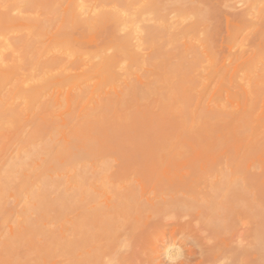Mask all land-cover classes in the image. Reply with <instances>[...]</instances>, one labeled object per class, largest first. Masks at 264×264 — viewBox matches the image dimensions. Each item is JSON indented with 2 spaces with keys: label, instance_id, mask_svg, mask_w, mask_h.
<instances>
[{
  "label": "rangeland",
  "instance_id": "rangeland-1",
  "mask_svg": "<svg viewBox=\"0 0 264 264\" xmlns=\"http://www.w3.org/2000/svg\"><path fill=\"white\" fill-rule=\"evenodd\" d=\"M18 1L17 3V0H0V11L4 9L2 4H5V2L6 4L14 3L16 6H21L26 2V0ZM76 1L43 0L42 3L62 5V10L65 11L64 15H62V20L65 21V24L70 19H68L70 16L68 15V9L78 2L82 5L84 3L83 6L87 7V14H82V18L90 16L91 14L89 13L93 15L94 11L104 10V6L105 11H110L117 6L116 9H120V12H125L123 16L127 14V17H124L126 19L123 26L116 28V32H112L111 26H108L106 30L98 34H79L80 30H76L74 34L69 36L62 35V40L58 45L60 49L56 48L53 54H61L62 59H65L70 54H74L72 58L76 57L79 61L76 72L67 68L68 70H65L64 75L80 74L88 67L94 66L93 62L98 63L99 55L102 52H106L105 54L107 55L114 54L111 47L114 46L115 38L119 39L120 37H125L127 34L131 38H135V40L137 38L141 39V43L145 46L142 44L143 48L141 49L140 46V49H138L137 47L139 51H136L137 42L132 39L136 45L132 43L130 45H135V47L130 46L127 48L128 51L125 49L123 52L120 51L121 53L126 51L128 55L118 64L115 69L116 73H121L119 75L123 76L125 72L126 74L129 72L128 76L125 75L123 77L127 78L128 83H131V85L136 84V76L141 77L145 81L154 80L157 82V85H160V82L166 85L167 82L163 80L164 75L172 70L171 65L181 55L179 52L183 53L182 51L184 50L182 49H184V46H187L188 50H190V47L195 52L197 51V54L203 55H200L201 59L199 58L201 62L197 60V66L194 64L193 70L190 68L194 73L189 74H193L192 78H195L192 79L188 75L186 79L190 81L187 85L192 91H186L188 94L185 93V99L188 102L186 101L184 105L189 110H192V108L193 110H198V107H200L203 111L204 109L205 111L208 109L210 112L209 114L206 113V119L204 118L199 124L197 122L199 120H191L197 126L196 129H193L195 126L191 124L190 119H186L184 121L186 124L181 120L182 122H180L183 124L178 128H168L165 130V133L163 131L159 133L158 131L157 133L127 135L109 130H98L84 134L62 135V232L65 231V233H62V242L56 236L58 234L49 232L46 229L42 230L43 227L40 229L41 227L38 224L41 221L39 219L41 218L40 214L29 213L32 219L29 218L28 214L24 216L27 206L26 201H28L24 194L25 192L20 193L22 196H18L20 195L18 193V195H13V187H10L14 186L13 184L9 186L10 188L1 186L7 189H3L0 195V256L4 255L2 258L0 257V264H55L56 258H58L57 262H60V256L62 257L60 258L62 264H81L80 253L84 251L87 254H84L82 257L85 258L88 264H264V146L255 143V137H258L257 139H264V128H261L262 131L260 130V133L258 132L259 136L257 134L254 137L250 135L249 131L243 134V132L239 131V123L235 118L236 108L240 104H248V102L255 104V107L257 105L261 106L260 108H263V111L261 109L258 110L259 107L256 110L258 112L261 111L260 115L264 117V87H262L264 86V0H151V3H149L150 0H126L127 2L125 1L124 3H120L119 0ZM142 7L145 8L143 9ZM140 8L141 10H138ZM141 11L142 13H146L142 14ZM17 12L23 16L38 15L37 13L23 12L20 9H16L12 14L16 15ZM165 25L168 26L166 30ZM153 27L162 28L158 32L157 38L155 37L156 41L153 40L154 43L151 42L150 46V41L147 42L146 38L148 30ZM14 29L8 33L9 35H6L7 37L0 35V42L7 38L10 45L6 41L5 43L11 47L14 39L16 40V37L20 36V28ZM137 41L139 42V40ZM204 46L205 49L202 48ZM3 48L9 51L5 46ZM8 51L3 52V54L1 53L0 57L5 58L6 60H4L11 64L12 56L9 54L11 51ZM56 52L57 54H55ZM169 54H173L172 57L174 56V58H171ZM163 55H166L165 58L167 60L163 59ZM207 55L209 56L207 57ZM16 56H18V53ZM162 59L164 60V64L162 63ZM212 64L216 70L211 66ZM166 67L168 71L164 72V70H167ZM62 68L64 67L62 66ZM148 70L150 71L149 73H147ZM21 73L23 72L21 71ZM194 74L197 76H194ZM200 74L202 75L200 76ZM210 75L214 76L209 79ZM145 76H150L151 79ZM38 78L40 77L38 76ZM109 78V75H105L101 79L99 78L100 81L99 79H93L90 82L92 84L99 82L102 85V82H109ZM105 79L108 80L105 81ZM71 80L53 95L54 98L62 100V115L66 113L69 98L75 91V84L78 87L85 86L84 81L81 79H78L77 82H75L76 80ZM243 81L245 84H242ZM246 81L248 84L251 81L252 85H250L253 88V83L256 81L263 84L259 86L258 90L256 86L261 83H257L254 88L255 90L253 92L249 90V94L246 96L247 92L243 91L245 85H247ZM7 82L9 83V81ZM14 82L12 81L11 84ZM109 83L107 85L104 84L105 86L103 87L111 86V84L115 86V83L116 89L121 88L119 86H123L120 80L108 85ZM28 84L27 86H29ZM239 85L244 87L240 88ZM10 86L6 85L5 88L8 90ZM167 91L166 88L165 92ZM181 101L185 100L181 99ZM212 107L215 108L212 109ZM64 108L66 109L64 110ZM218 109L222 112H219ZM229 109L232 111L228 112ZM234 110L236 111L234 112ZM213 112H224L228 118L224 115V121L221 118H218L216 121V117L213 119ZM255 113L259 115L257 112ZM68 116L66 115V117ZM210 117H212L211 121H209ZM202 122L210 125L208 126L210 128L208 131L201 132L198 129L200 126H204ZM182 128L181 132L183 131L184 133H181L179 130ZM30 130V127L26 124L24 130L20 131L23 134H21L19 140L11 135V138L9 137V140H7L8 143L5 139V143L8 146L4 144V147L7 146L8 148L5 147L4 149L3 147V153H0L2 157H0V166L6 167V163L16 156L18 149L29 142L25 138L26 133ZM193 130H196V132L194 133ZM49 134V129H41L37 132V142L46 143ZM93 166L96 168V171L93 169ZM92 170L98 175L92 173ZM81 174L82 177H87L86 179L89 183L88 185L85 183L86 186L84 185L83 187H81L82 184L80 185L77 180V176ZM252 174L260 176L255 186H251L248 179ZM67 176L68 181L71 180L70 182H67ZM89 181H93L92 183L95 181L96 184L99 182L102 191L99 188L97 198L95 197L97 201L91 199L95 204L91 203L92 201H90L89 196H87L88 199L84 198V203H91L89 207L98 203L97 207L95 206L96 211L99 209L102 212V215L98 216L99 222L105 224L102 223L101 225L97 221L99 229L103 226L101 227V231L97 232L99 229H93L94 231L86 232L87 237L85 240L87 242L85 243L84 241L85 244L83 245V241L80 238L81 235L77 234V232L80 233V230L78 231V228L73 227V225H78L79 223L80 226L81 224V217L79 218L80 220L77 219L78 214L80 216L79 212L81 210L77 202L78 200L81 202V197L86 192H89L87 189L90 187ZM83 188H86V191ZM120 190L123 191L121 193L126 197H124V206L122 205L121 208L126 209H122L123 212L119 209L112 211L113 207L111 209L109 206L113 203L116 195L118 193L121 194ZM80 193L81 195H79ZM103 193H106V195ZM18 197L20 198L19 200ZM1 201L6 205L3 202L4 205H2ZM9 205H11L12 211H10ZM107 206L108 208H106ZM22 207L25 209H22ZM14 210H17V213H14ZM8 211L10 212L8 213ZM100 211H98L99 213L96 212L97 215L100 214ZM18 214L22 219L19 217L20 220H18ZM104 214L106 219L103 217ZM115 216H118V219ZM37 218L38 220H35ZM100 218H104L107 222L103 219L100 221ZM33 219L35 224L32 221ZM119 219H122V221ZM71 221L77 223L73 224ZM19 222H22V224L28 222L29 227L25 225L21 226L22 224H19ZM112 222L116 228L114 226V228H111ZM107 223L108 225H106ZM117 223L118 226L115 225ZM104 226L107 228H104ZM103 228L105 229L104 231L102 230ZM74 230L76 233H74ZM42 231H45L43 232L44 235L49 236L52 233L51 237L54 238L56 236L58 240L49 237L50 241L51 239L55 241L52 242L54 246L49 244L51 243L49 239L46 240L47 236L43 238ZM95 233L98 234L95 235ZM77 235L79 237H76ZM89 237L94 239H90ZM4 238H7L6 241ZM24 238L27 239V242ZM88 238L89 240H87ZM78 239H81V243L78 242ZM46 242H49L47 243L48 246L50 245L53 249L51 247L46 249L48 247L46 246ZM59 242L61 243L59 244ZM93 242L96 246L93 245ZM2 244H5L4 247H2ZM80 245L83 246L80 247ZM90 248L94 249L90 250ZM154 249L158 253L154 252ZM193 252L197 254L201 253L198 255L200 258L197 254L195 257ZM157 256L159 257L157 258ZM66 257L70 261H67ZM7 258L10 260L9 262ZM49 258L51 259L50 261ZM2 259H5L8 263H3L4 260ZM45 259L46 261H44Z\"/></svg>",
  "mask_w": 264,
  "mask_h": 264
},
{
  "label": "bare ground",
  "instance_id": "bare-ground-1",
  "mask_svg": "<svg viewBox=\"0 0 264 264\" xmlns=\"http://www.w3.org/2000/svg\"><path fill=\"white\" fill-rule=\"evenodd\" d=\"M4 1H6V0H4ZM42 1L43 0H26V2L21 6H16V5H14V3H7L6 4V2H5L6 5L2 4L4 6L3 7L4 9H1L2 11H0V35L6 36L14 28H17V27L20 28V36L16 37V40L13 38L14 42L11 43L12 49H11V47H9L10 42H8L7 38L4 39V41L0 42V54L1 53L3 54V52L5 53L6 51H8V50L3 48L5 46L6 48L9 49V51H11L9 54L12 56V63L11 64L7 63L5 61L6 60L5 58H4L5 59L4 60L3 58L0 57V153H3L2 150H3L4 144L7 145L5 142L7 140H9L10 135L19 140V138H21V134H23V132H20V131L24 130V127L26 126V124L31 129L30 131H28L26 133V138L24 137L29 142L26 145L24 144V146H21L19 149L17 148L18 153L16 154V156L12 160L8 161L7 163L5 162L6 167L0 166V167H2L0 169V195L3 192V189H5L6 187L8 188L12 184L16 187V189H15L14 186H10V187H13V191H12L13 195H15V194L18 195L20 193L22 194L25 192L24 194L26 195V198L28 201H26L27 206H26V210H25L26 212L24 213V216H25V214H28V216L30 214H38V215L40 214L39 216L41 218H39V219H41V221H40L41 223L40 222L38 223V221H37V223L41 227L40 229H42V227H43L42 230L46 229L49 232H54V233L58 234L56 236L58 237V239H60L59 241H61L62 240V233H65V231L62 232V227H63L62 226V135L84 134V133L94 132V131H98V130H102V131L109 130V131H112L115 133L118 132V133H123V134H127V135L128 134L129 135H134V134L135 135H141V134L154 133V132L157 133L158 131H159V133H162L161 131H163V133H165L166 132L165 130L168 128H172V129H173V127L178 128L181 124H183V123L186 124V122H184V121H186V119H190L191 124L195 126V123L193 122L194 123L193 124L191 120L195 121V119H197V120H199V121H197L199 124V122L203 121V119L206 117V113L209 114L210 111H208V109H206V111L204 109V111H203V109L200 107H198V110H196V109L193 110V108H192V110H189V109H187L188 107L184 105L186 103V101L188 102V100L185 99L186 91L187 90L192 91L189 89V86L187 85L188 82H190V81L186 80L188 78V75H190L189 73H194V71H191L190 68H192V70H193V68L195 66H197V64H196L197 60L200 61L199 60L200 55L201 56L203 55V54L199 55V53L197 54V51L195 52L193 50V48L191 49L189 47L190 50H188L187 46H184V49H182L184 51L180 50L183 53L178 51L179 54H181V55H179L177 53V55H179L178 56L179 58H177V57H175V58H177L178 60H175L174 61L175 63H173V65H171L172 70L169 71V73L167 72L164 75L163 80L165 82H167L166 85L161 84V82H160V85H157L156 81H154V80H149V81L146 80L145 81L144 79H142L139 76H136V81H137L136 84L131 85V83H128L127 78L123 77L125 75L128 76L127 74L129 72H127V74H126V72L124 71L125 73L123 76L119 75L121 73H119V74L116 73V71H115L116 67L122 61V59L128 55V53L126 51H124V53H121L120 51L123 52L124 49L127 50V48H129L130 46L135 47L136 44L137 45H136L135 49H136V51H139V50H137V47H138V49H140L139 47L143 44L140 41L141 39L137 38L135 40V38H131L130 35H127V34L125 37L123 36V37H120L119 39L115 38L114 43H113L114 46L111 47L114 54L107 55V54H105L106 52L104 53L100 50L102 53H100V55H99V61L97 60L98 63L93 62L95 64L94 66L88 67L87 69H85L80 74L75 73L74 75H71V74L64 75L65 70H68L67 68H70L71 70H74L76 72V69L79 66V61H78V59H76V57L72 58V56L74 54L73 55L70 54V55L66 56L67 59L65 58V55H64L65 59H62L61 54L60 55H54L53 54V52L56 48L60 49L58 47V45H59V42L62 40V35L69 36L71 34H74V32L76 30H80L79 34H86V35L98 34L100 32H103L104 30H106V28L108 26H111L112 32H116L115 31L116 28L123 26L124 20L126 19V18L124 19V17H127L126 16L127 14L126 15L124 14L125 16H123V13H125V12H123V11L120 12L119 11L120 9L119 10L116 9L117 6H116V8H113L110 11H108V10L105 11L106 9L104 6V10L98 9L99 11H97V12L94 11L93 15H92V13H89V14H91L90 16H88L86 18H82L83 16L81 17V15L87 12L86 11L87 7L85 8V6H83L84 5L83 2H82L83 5L80 4V2H78V3H74L68 9V12H69L68 15H70L68 17V19L69 18L70 19H69V21H66L67 23L65 24V21L62 20V15H64V13H65V11L62 10V5H58L55 3H46V2L42 3ZM50 1H52V0H50ZM125 1L126 0H119L120 3H122V2L124 3ZM11 2H13V1H11ZM18 2L19 1L17 0V3ZM149 3H151V0L149 1ZM86 5H87V3H86ZM100 5H102V4H100ZM151 6H152V4H151ZM148 7H147V9H148ZM142 8L144 9L145 7H142ZM152 8H153V6H152ZM16 9H20V11H23V12L37 13L38 15L35 16V15L31 14L33 16H31V15L23 16L21 14H18V12L16 13V15L15 14L13 15L12 13L14 11H16ZM143 9H142V11H143ZM138 10H141V8ZM151 10H153V9H151ZM142 11H141V13H142ZM146 12H147V10H146ZM145 13H142V14H145ZM130 18H132V17H130ZM139 20H140V18H139ZM141 23H143V22H141ZM154 24H156V23H154ZM128 26H129V23H128ZM167 27L168 26L165 25V30ZM160 29L153 27L152 29L148 30V35H147L146 39H147V42L150 41V46H151V42L154 43V41H156L155 37L157 38V36H158L157 34H158V32H160ZM163 30H164V28H163ZM182 33H184V32H182ZM138 34H140V33H138ZM140 38H141V36H140ZM132 39L134 41H136L137 43L135 44V42ZM137 40H139V42ZM5 41L8 42L9 45H7V43H5ZM132 43H134L135 45H130ZM142 48H143V46H141V49ZM202 48L205 49V46ZM2 50H5V51H2ZM160 51H161V49H160ZM15 52L18 53V56H16L17 55V53H16V55H15L16 57L14 56ZM129 52H130V50H129ZM205 52H207V51H205ZM50 53H52L53 55ZM155 53H157V52H155ZM55 54H57V52ZM118 54H120V55H118ZM167 55H168V53H167ZM172 55H170L171 58H174V56L172 57ZM177 55H175V56H177ZM165 56L163 59H166ZM208 56L209 55H207V57ZM69 58H72V59H69ZM157 58H156V60L159 61V59H157ZM9 59H11V58H9ZM163 59H162V61H163L162 63L164 64ZM209 59H211V58H209ZM133 62H135V61H133ZM171 62H173V61L171 60ZM194 64H195V66L193 67ZM62 66L64 68H62ZM120 66L122 67V65H120ZM153 66H155V65L153 64ZM211 66H213V68H214L213 64ZM83 69H84V67H83ZM21 71L24 74L21 73ZM166 71H168V68H167V70H164V72H166ZM149 72L150 71L148 70L147 73H149ZM214 72H216V71H214ZM36 73H38V74H36ZM202 74H200V76ZM207 74H208V72H207ZM105 75H109V77H110L109 82L110 83L107 81L108 79H105V81H107V82L106 83L102 82L101 83L102 85H100L98 81H96L98 83H93V84L90 82L93 79H99V78L101 79V77H104ZM192 75H190L191 78H192ZM195 75L196 74H194V76ZM214 75H215V73H214ZM214 75H212V76H214ZM261 75H263V74H261ZM38 76L40 78H38ZM210 76H209V79L212 78V76L211 77ZM145 77L148 79H151L150 76H148V77L145 76ZM194 78H192V79H194ZM78 79H81L82 81H84L85 86L84 87H78L75 84V91L73 92V94H71V96L69 98L66 113H65V115H62V100L54 98L53 95L56 92L60 91V89H62V86L65 85L67 82H69V80H71V81L76 80L75 82H77ZM100 79H99V81H100ZM152 79H154V78H152ZM10 80L15 81V82L13 84H11L12 81H10ZM118 80L122 81L123 86H119L121 88L116 89V83H115V86L112 85L111 83H114ZM7 81H9V83ZM253 81H255V80H253ZM133 82H135V81L133 80ZM27 83H29L28 84L29 86H27ZM107 83H109L108 85L111 84V86H107L104 88L103 86L107 85ZM249 83L251 84L252 82L250 81ZM257 83L258 84L261 83L260 85L256 86L257 89L259 90V86H261L263 83L259 82V81L254 82L253 83L254 88H255V85H257ZM242 84H245L244 81ZM246 84L247 85H245V87L243 86L244 87L243 91L247 92L246 96H248V94H249L248 91L250 90L253 92L255 89L251 86L252 84L251 85L248 84L247 81H246ZM6 85L7 86L11 85L8 90L5 88ZM165 86L168 90L167 92H165L166 91V88L164 89ZM239 87L243 88L240 85H239ZM262 87H264V86H262ZM194 88H195V86H194ZM64 89H65V87H64ZM195 92H197V91H195ZM186 94H188V93H186ZM251 94H254V93H251ZM200 95H202V94H200ZM200 95H198V97H200ZM104 96L106 97L105 99H104ZM263 97H264V95H263ZM254 98H256V97H254ZM181 99L185 100V101H181ZM197 99H199V98H197ZM244 100H245V98H244ZM249 100H251V99H249ZM251 101H253V100H251ZM249 103L250 102H248V104H244V103L242 105L240 104V106H238L236 108L237 111L234 110V112L236 111L235 112V115H236L235 118L239 123V127H240L239 131L240 132H243V134H244V132L246 133V131L247 132L249 131L250 135L255 137V135H257L260 130L262 131L261 128H264V126H263L264 117L260 115L261 111L258 112L259 109H261L263 111V108H260L261 106H258V105H257V107H255V104H252V102L250 104ZM93 104H95V106H93ZM198 105H199V102H198ZM200 105H201V102H200ZM213 108H215V107H212V109ZM256 108H258V110H256ZM65 109L66 108H64V110ZM226 109H227V107H226ZM221 110H223V109H221ZM253 110L255 112H257L259 115H257ZM218 111H219V109H218ZM230 111H232V110L229 109L228 112H230ZM219 112H222V111H219ZM213 114H214V115H212L213 119H214V117H216V121L218 118H221L223 120V119H225V116H227V115H225L226 113H224V112L223 113L213 112ZM66 115H69V116L66 117ZM230 116H231V114H230ZM227 118H228V116H227ZM208 119H209V116H208ZM211 119H212V117H210L209 121H211ZM181 120L183 121V123H181L182 122ZM237 121H234V122H237ZM202 123L204 124V126H200L198 129L201 132L202 131H208V129H210L208 126H210V125H207L206 122L205 123L202 122ZM200 125H202V124H200ZM187 127H185V128H187ZM196 127L197 126H195V128H193V129H196ZM44 128L49 129V133H50L49 138H48L46 143L37 142V140H38L37 132L40 131L41 129H44ZM179 130L181 132V130H183V128L179 129ZM185 130H187V129H185ZM172 131H174V130H172ZM263 131H264V129H263ZM195 132H196V130L194 131V133ZM181 133H184V132L182 131ZM216 133H218V132L216 131ZM261 135H262V133H261ZM257 136H259V134ZM257 138L258 137H255V139H256L255 143L257 145L264 146V139H257ZM263 138H264V136H263ZM5 139H6V141H5ZM7 143H8V141H7ZM7 146H5V147L8 148ZM5 147H4V149H5ZM0 157H1V155H0ZM2 162H4V161H2ZM93 169H95V171H96L95 167ZM91 172L94 173L93 170ZM94 174H97V173H94ZM80 176H77V178H78L77 180L79 181L80 185L82 184L81 187H83L84 185L86 186V184L88 185L89 183L87 182L88 181L86 179L87 177L86 178L82 177V174ZM71 178H72V175H71ZM102 179H104V178H102ZM248 179L251 183V186H255V184L260 179V176L256 175V174L255 175L252 174L249 176ZM68 180L69 179L67 176V182L71 181V180L70 181H68ZM89 182H90V185H89L90 187L89 188L86 187L89 192L85 193L86 196L84 195L81 197V202H80V200H78V202H77L79 204V209H81L79 212L80 216L78 214L79 217L77 216V219H79L81 217L80 218L81 224H80V226H79V223H78V225H75L74 223H77V222L71 221L74 224L73 227L75 226L78 228L77 229L78 231L80 230L81 234L79 232H77V234L81 235L80 238L83 241V245L87 242L85 240V238L87 237L86 232L91 231L93 229L98 230L99 226L97 224L101 223V225H102V223H103V222H99V218H98L99 215H102L101 214L102 212L98 209V211H100V214L97 215V213H99V212L96 211L97 209L95 208V206L97 207L98 203L94 206L89 207L91 205V203L95 204V202L93 203V201L91 199L96 200L99 188L102 191L101 185L99 184V182H97V184L95 181H94V183H92L93 181H89ZM74 183H75V181H74ZM1 186H6V187L3 188ZM86 188H83V189L86 191ZM125 189H127V188H125ZM128 190H130V189H128ZM128 190H127V192H128ZM252 191H253V188H252ZM121 192H123V191L120 190V193ZM127 192H125V193H127ZM129 193H130V191H129ZM21 194L18 196H22ZM79 195H81V193ZM104 195H106V193ZM87 196H89L90 201H92L90 204L84 203L85 202L84 198H87ZM105 197H103V198H105ZM124 197L125 196L123 195V193H121V194L118 193L116 195L113 203L110 204L111 206H109V207H111V209L113 207L112 211H114V210L117 211L118 209L122 211V209L123 210L126 209V208H121V206L123 205L125 198H126V197L125 198ZM127 197H129V195H127ZM3 199H4V197H3ZM7 199H10V198H7ZM19 199L20 198L18 197V200ZM108 201H110V200L108 199ZM108 201H106V202H108ZM2 202L3 201H1V204L4 205L5 203L3 202L4 203L3 204ZM111 202H112V200H111ZM9 206H10V208H9L10 211H12L13 209L11 210V208H12L11 205H9ZM22 206H24V205H22ZM86 206L89 208H87ZM5 207H7V206H5ZM125 207H127V206L125 205ZM1 208H3V207H1ZM15 208H17V207L15 206ZM106 208H108V206ZM22 209H25V208L22 207ZM77 210H78V208H77ZM82 210H83V212H82ZM10 211H8V213ZM16 211L14 210V213H17ZM122 212H121V214H122ZM11 213L14 214L13 212H11ZM18 213H20V212L18 211ZM105 214H107V213H105ZM105 214L103 215V217L105 216ZM7 216H9V215H7ZM17 216H18V220H20L19 217H21V216L19 214ZM31 216H33V215H31ZM34 216H36V215H34ZM115 217H117V219H118V216H115ZM115 217H112V218L116 219ZM24 218H26V217H24ZM29 218H30V216H29ZM104 218H100V221H101V219L104 220ZM21 219H22V217H21ZM28 219H27V221H28ZM30 219H32V218H30ZM35 220H38V218ZM32 221H34V219ZM32 221H31V223H32ZM97 221L99 223H96ZM104 221H106V220H104ZM120 221H122V219ZM28 222H30V221H28ZM28 222H26L25 224H22V222L21 223L19 222V224H22L21 226L25 225V226L29 227ZM110 222H108V223L110 224ZM113 222L111 224L112 227L110 225L111 228L115 227L113 225ZM108 223L106 225H108ZM8 224H10V223H8ZM34 224H35V221H34ZM40 224H42V225H40ZM89 224L92 227H90ZM103 224H105V223H103ZM115 225L118 226V223ZM88 226H89V228H88ZM105 226H104V228H107ZM101 227H103V226H101ZM101 227L97 232L101 231ZM104 228L102 229L103 231L105 230ZM21 229H23V228L21 227ZM73 229H75V228H73ZM9 230H11V229H9ZM33 230H35V229H33ZM36 231H37V229H36ZM45 231H42V233ZM33 232H35V231H33ZM27 233H29V232H27ZM74 233H76L75 230H74ZM4 234H5V232H4ZM85 234H86V236H85ZM96 234H98V233H95V235ZM43 235H44V233H43ZM52 235H53L52 233L49 236L44 235L43 238L45 236H47L48 238L46 237V240H48L49 237H51ZM56 236L54 237L55 240L57 239ZM64 236H67V235H64ZM76 237H79V236L77 235ZM30 238L32 239L31 236H30ZM51 238L54 239L53 237H51ZM89 238L87 240H89ZM102 238H103V236H102ZM6 239H5V241H6ZM37 239H36V241H37ZM52 239H51V241L49 239V241L51 243L46 242V246H48L47 243L52 244V242L54 241V240L52 241ZM81 239H78L79 240L78 242H80ZM90 239H94V238H90ZM9 240H10V238H9ZM25 240L27 242V239H25ZM38 241H39V239H38ZM84 241H85V243H84ZM96 241H94V242L96 243ZM30 242H31V240H30ZM61 242H59V244ZM4 243H6V242H4ZM15 243H16V241H15ZM56 243H55V246H56ZM68 243H69V241H68ZM95 243L93 244L94 246H96ZM4 245L2 244V247H4ZM6 245H8V244H6ZM9 245H11V244H9ZM83 245H80V247H82ZM93 245H91V246H93ZM0 246H1V244H0ZM14 247H16V246H14ZM49 247H51V246L49 245L48 247H46V249H48ZM89 247H90V245H89ZM34 248H35V246H34ZM86 248H88V247H86ZM94 248H96V247H94ZM94 248H90V250L94 249ZM6 249H8V248H6ZM51 249H53V248L51 247ZM78 249H81V248H78ZM155 251L157 252V250L154 249V252ZM39 252H40V250H39ZM84 252H86V251H84ZM84 252L80 253L81 254L80 255L81 256L80 263L81 264H88V262L86 263L85 258L82 257L84 254H87V252L86 253H84ZM3 254H4V252H3ZM194 254L196 257L197 253H194ZM199 254H201V253H199ZM199 254H197V256ZM1 255H2V251H1ZM74 255H75V253H74ZM157 255H159V254H157ZM3 256H0V257L2 258ZM158 257L159 256H157V258ZM60 258H62V257L60 256ZM60 258H59L60 262H57L58 258H56L57 260L55 259L56 260L55 264H62V260ZM91 258H89V259H91ZM46 259L44 261H46ZM66 259H67V261L69 260L68 257H66ZM2 260H4L3 263L10 261V260H8V258H7V261L5 259H2ZM13 260H14V258H13ZM50 260L51 259L49 258V261ZM49 261H47V262H49ZM157 261L159 262V260H157ZM93 262H95V261H93ZM50 263H52V262H50Z\"/></svg>",
  "mask_w": 264,
  "mask_h": 264
}]
</instances>
